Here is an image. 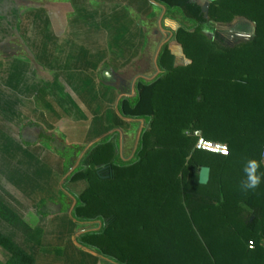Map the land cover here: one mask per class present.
<instances>
[{
	"label": "trees",
	"instance_id": "trees-1",
	"mask_svg": "<svg viewBox=\"0 0 264 264\" xmlns=\"http://www.w3.org/2000/svg\"><path fill=\"white\" fill-rule=\"evenodd\" d=\"M154 1L176 20L171 38L188 63L174 66L162 45L161 72L138 80L135 95L118 104L122 116L146 123L132 158L120 161L105 140L66 178L86 183L70 193L72 218L100 222L77 241L117 264H264V176L255 191L239 190L247 159L260 161L264 173V0H213L206 18L191 0ZM235 18L254 26L240 44L221 47L200 30L206 20ZM193 130L224 144L229 155L196 150L186 134ZM102 166L109 170L100 173ZM201 167L209 168L205 185L197 181ZM0 247L24 257L2 236Z\"/></svg>",
	"mask_w": 264,
	"mask_h": 264
},
{
	"label": "crops",
	"instance_id": "crops-1",
	"mask_svg": "<svg viewBox=\"0 0 264 264\" xmlns=\"http://www.w3.org/2000/svg\"><path fill=\"white\" fill-rule=\"evenodd\" d=\"M43 1L52 5L54 0ZM56 1L52 5L56 9L36 11L29 51L0 56V202L22 222L11 227L1 217L0 236L24 255L14 256L0 247L10 257L3 263L117 264L77 241L90 230H74L75 200L66 178L76 168L68 160L75 153L65 151L83 147L79 160L90 147L108 140L118 158L127 145L135 152L146 123L122 116L119 101L135 95L138 80L150 81L161 72L156 64L160 50L153 47L168 43L178 27L154 0ZM13 29L14 35H21V26ZM10 38L3 44L9 45ZM16 41L20 44V39ZM84 47L89 55L82 52ZM169 52L174 66L188 63L182 55L184 62L179 64V51ZM67 161L70 167L65 171ZM13 168L34 174V185L10 186ZM66 196L73 202L68 210L62 201ZM260 200L259 196L254 202ZM253 212L245 216L252 218ZM61 214L67 218L62 225L69 224L71 230L69 241L57 242L61 235L52 230L36 234L44 220Z\"/></svg>",
	"mask_w": 264,
	"mask_h": 264
},
{
	"label": "rangeland",
	"instance_id": "rangeland-1",
	"mask_svg": "<svg viewBox=\"0 0 264 264\" xmlns=\"http://www.w3.org/2000/svg\"><path fill=\"white\" fill-rule=\"evenodd\" d=\"M61 1L63 2L64 0H61ZM211 1L213 0H191V2L199 5L205 18H206L207 7ZM52 2H53L52 5H56L57 1L54 0ZM39 4H42V5H39ZM52 5L48 4V2L43 1V0H37V1L36 0H0V56H2L3 54H13V56H15L14 54L21 55L22 53H25L26 50L29 51V48H30L29 44L31 43V40L29 38L33 37L32 33L34 31V24L36 21L35 20V16L37 14L36 11L40 10L39 12L43 13L41 9L43 11H45L46 9L48 10L50 7L52 8ZM54 9L56 8H52V10ZM41 13H38L39 14L38 16H40ZM172 21L174 22L172 23L173 27L177 28L178 26H177L176 20L171 19V22ZM18 25L21 26V35H14L13 27L18 26ZM24 25L27 27H24ZM45 28L47 29V27ZM45 28L43 29L44 32H45ZM200 30L208 39L213 40L219 46L228 47V46H234V45L240 44L244 42V40H246L247 38L251 37L253 35L254 26L251 22L243 18H235L230 23H227V24L212 23L211 21L206 20L205 22L201 24ZM12 36L16 38V40L20 39V44L16 40H14ZM8 37H11L10 39L12 42L11 41L9 42L7 40L9 42V45L3 44L5 39H7ZM153 42H156V38L151 40V43ZM177 47H179V45H177L174 42V40H172L171 38V40L167 43V48L169 50H172V52L174 53L178 51H179L178 53H180V49H178ZM153 48L159 51L161 46H158V47L154 46ZM4 49H7V50L9 49V50L7 51ZM85 49L86 47L82 49V52L85 53V55H89L88 50L87 52L83 51ZM180 54L181 55L179 59H182V60L181 62H179V64H182L184 62L183 61L184 56L182 57L183 54L182 53ZM61 56H63V53L61 54ZM176 60H177V57H176ZM77 63L80 65L82 61H77ZM79 72L81 71H78L77 73H74L75 75L74 74L73 75L77 76L79 75L78 74ZM130 149L131 147L127 145L124 148V153H117L118 155H120L119 156L120 161L127 162L132 158L133 153L130 152ZM82 150H83V147L75 146L73 149H69L65 151V153H75L72 158L68 159L70 161V166L71 165L73 166L72 168L77 167V165L79 164V161L81 159L78 160L77 156H78V153H82ZM83 164L85 165L86 161H84ZM13 169L15 173L8 175V177L10 176L12 178L10 182V186L13 184H21V185H26L28 187L34 185L33 184L34 174L30 175L26 172L24 173V170L21 168H13ZM106 170H109V168L107 166H102L99 168L98 171L100 173H103V172L105 173ZM66 187L68 189V192L79 194L86 188V183L84 181H77V182L67 183ZM62 201L64 203L66 210H68L73 204L72 199L68 198L67 196ZM10 209L7 205H3L0 202V218L5 217V219H8L10 221L9 224L11 225V227H13V224L15 223H16L15 226H21L22 222H19L21 220L20 217L14 214L12 210ZM65 221H67V218L66 216H64V214H61L60 216L55 217L53 219L47 218L46 220H44L43 227H41V229H39V232H36V234H39V233L43 234L45 230L46 232L52 230L53 233L54 231H56L57 233H60L61 235V237H59L60 239H58L57 242L69 241L70 239L69 238L66 239V236H67V233L68 235H70L71 230H70L69 224H64V226L62 225V223H65ZM70 222H72V220H70ZM74 224H75L74 230L76 233L81 232V231H87V230L95 231V230H98L100 227L98 222H94V221L87 222V223L86 222H83V223L74 222ZM51 225L54 228H49V226ZM47 234H50V232ZM44 244L45 246L50 245L46 243ZM9 258H10L9 255H6L5 251L0 248V264H4L3 262L9 261L10 260Z\"/></svg>",
	"mask_w": 264,
	"mask_h": 264
},
{
	"label": "clouds",
	"instance_id": "clouds-1",
	"mask_svg": "<svg viewBox=\"0 0 264 264\" xmlns=\"http://www.w3.org/2000/svg\"><path fill=\"white\" fill-rule=\"evenodd\" d=\"M222 154L224 156H227L229 155V152L225 149ZM261 157L264 158V151L261 152ZM260 169V161L253 158H249L245 161L242 168L244 178L240 181L239 184V190L242 193L247 194L249 192H253L260 186L262 176H264V173H261ZM241 207L247 208V205L242 203ZM249 211H251V209H249Z\"/></svg>",
	"mask_w": 264,
	"mask_h": 264
},
{
	"label": "built area",
	"instance_id": "built-area-1",
	"mask_svg": "<svg viewBox=\"0 0 264 264\" xmlns=\"http://www.w3.org/2000/svg\"><path fill=\"white\" fill-rule=\"evenodd\" d=\"M186 134L192 136L195 139L194 148L196 150L223 156L222 153L226 149V146L224 144L213 142L211 140L204 138L199 130L187 131ZM262 151H264V145L262 147ZM262 159L264 160V158ZM252 247H253V242L249 241L248 248L251 249Z\"/></svg>",
	"mask_w": 264,
	"mask_h": 264
},
{
	"label": "water",
	"instance_id": "water-1",
	"mask_svg": "<svg viewBox=\"0 0 264 264\" xmlns=\"http://www.w3.org/2000/svg\"><path fill=\"white\" fill-rule=\"evenodd\" d=\"M248 39V38H247ZM209 179V168L201 167L198 171V184L205 185Z\"/></svg>",
	"mask_w": 264,
	"mask_h": 264
},
{
	"label": "flooded vegetation",
	"instance_id": "flooded-vegetation-1",
	"mask_svg": "<svg viewBox=\"0 0 264 264\" xmlns=\"http://www.w3.org/2000/svg\"><path fill=\"white\" fill-rule=\"evenodd\" d=\"M249 38H250V37H249ZM249 38H248V39H249Z\"/></svg>",
	"mask_w": 264,
	"mask_h": 264
}]
</instances>
